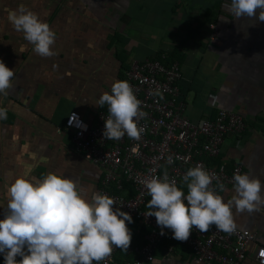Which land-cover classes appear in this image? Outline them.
Wrapping results in <instances>:
<instances>
[{
	"label": "crops",
	"instance_id": "crops-1",
	"mask_svg": "<svg viewBox=\"0 0 264 264\" xmlns=\"http://www.w3.org/2000/svg\"><path fill=\"white\" fill-rule=\"evenodd\" d=\"M227 3L0 0V61L15 72L13 88L0 95V108L7 109V119L0 120V219L7 187L18 177L43 179L54 173L98 192L102 171L73 151L64 121L75 111L92 124L100 111L97 99L111 92L125 68L159 54L174 55L181 67L189 119L199 122L218 109L243 118L242 138L227 137L218 161L240 164L241 174L264 185V22L258 12L253 18H236ZM21 5L55 32L56 55H36L12 28L9 15ZM210 25L216 28L214 36ZM233 194L230 187L221 196L227 202ZM82 195L90 199V193ZM233 212L237 228L253 232L256 244L264 246V209ZM178 251L179 260L159 255L156 261L192 264L183 248ZM253 255L254 245L242 264H257Z\"/></svg>",
	"mask_w": 264,
	"mask_h": 264
},
{
	"label": "clouds",
	"instance_id": "clouds-1",
	"mask_svg": "<svg viewBox=\"0 0 264 264\" xmlns=\"http://www.w3.org/2000/svg\"><path fill=\"white\" fill-rule=\"evenodd\" d=\"M225 8L236 18H253L258 12V20L264 22V0H230ZM9 21L33 46L36 55H56V34L37 14L21 5L10 13ZM14 76L15 72L0 61V95H8ZM149 95L163 99L159 90H150ZM105 105L108 116L104 119L103 137L118 141L127 135L140 140L145 129L138 121L147 113L141 111V101L127 81L114 82L111 94L99 96L96 106ZM3 119H7L6 108H0V120ZM214 179L215 175L202 165L190 168L182 178L187 195L175 180H169L167 172L162 178L146 179L143 183L150 197L146 216L155 217L158 227L169 229L173 239L183 242L193 229L207 233L214 226L217 231L233 234L237 229L233 209L237 214L264 209V185L259 179L235 174L234 194L227 202L211 187ZM78 185L77 180L54 173L43 179L18 177L10 183L4 218L0 219V254L4 264H100L112 255L114 248L124 252L129 248L132 234L127 224L133 222L132 217L119 208L114 210L116 201L94 191L93 186ZM217 186L220 192L226 191L223 183ZM82 193H90V199Z\"/></svg>",
	"mask_w": 264,
	"mask_h": 264
},
{
	"label": "built area",
	"instance_id": "built-area-1",
	"mask_svg": "<svg viewBox=\"0 0 264 264\" xmlns=\"http://www.w3.org/2000/svg\"><path fill=\"white\" fill-rule=\"evenodd\" d=\"M210 28L214 36L216 28L213 25ZM166 59L161 54L159 58L133 62L119 78L131 85L141 101V111L147 113L138 121L145 129L140 140L129 139L127 135L118 141L106 140L102 133L107 108L96 113L92 124L75 111L64 121L63 132L69 135L73 151L102 171L98 193L116 201L114 210L119 208L132 217L131 224L126 222L132 234L129 248L125 252L114 248L112 255L100 264H153L151 259L156 260L159 255L165 261L179 260L176 246L187 252L192 264H242L252 245L254 261L264 264V246L256 244L255 234L249 230L237 228L229 235L214 226L207 233L193 229L189 239L181 242L172 238L169 229L158 227L155 217L146 216L150 211L146 207L150 200L143 183L146 179L162 178L167 172L169 180H175L187 195L182 178L187 170L199 164L215 175L211 187L221 195L223 192L217 185L223 183L226 190L233 187V176L242 172L236 162L227 166L214 160L219 158L227 137L237 141L242 138L246 129L243 118L218 109L199 122L189 119L181 94V67L174 61L166 63ZM150 90H159L163 99L149 95ZM161 231L164 235H160Z\"/></svg>",
	"mask_w": 264,
	"mask_h": 264
},
{
	"label": "trees",
	"instance_id": "trees-1",
	"mask_svg": "<svg viewBox=\"0 0 264 264\" xmlns=\"http://www.w3.org/2000/svg\"><path fill=\"white\" fill-rule=\"evenodd\" d=\"M160 55H161V54L155 56L154 58H159ZM149 59H152V58H149ZM174 60H175V56H174V55H172V54L167 55L166 63H170V62H172V61H174ZM127 68H128V67H127ZM127 68H125V69H127ZM181 94H182V97H183L184 93H183V90H182V89H181ZM106 108H107V106L105 105V106H103V107H100V110H106ZM218 159H219V158H217L216 160H214V162L220 163V162L218 161ZM180 248H181V247L176 246V250H179Z\"/></svg>",
	"mask_w": 264,
	"mask_h": 264
}]
</instances>
